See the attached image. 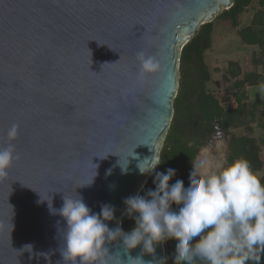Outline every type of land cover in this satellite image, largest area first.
Here are the masks:
<instances>
[{
    "label": "water",
    "instance_id": "1",
    "mask_svg": "<svg viewBox=\"0 0 264 264\" xmlns=\"http://www.w3.org/2000/svg\"><path fill=\"white\" fill-rule=\"evenodd\" d=\"M233 3L0 0V147L19 126L11 141L19 159L0 178V264H48L38 253L63 264L65 222L47 200L59 209L64 196L79 194L96 213L111 204L116 219L106 223L116 227L124 199L154 172L140 174L137 165L159 159L183 46ZM141 51L160 68L138 80ZM107 246L108 264H138V256L164 264L163 244L155 258L119 240Z\"/></svg>",
    "mask_w": 264,
    "mask_h": 264
},
{
    "label": "clouds",
    "instance_id": "2",
    "mask_svg": "<svg viewBox=\"0 0 264 264\" xmlns=\"http://www.w3.org/2000/svg\"><path fill=\"white\" fill-rule=\"evenodd\" d=\"M136 58L138 80L160 68L157 59L143 51ZM18 129L17 124H12L7 130L10 143L0 147V178L19 159L11 143L17 139ZM161 163L155 159L146 167H141V162L137 167L140 174H149ZM202 165L203 162L193 167L188 187L182 179L170 184L176 170L168 168L166 172L155 171L154 190L125 198L123 215L135 221L129 232L124 231L120 220L115 228L106 223L116 219V209L111 204H102L96 213L79 194L64 196L59 209L53 208L51 201L42 199L65 222L59 248L63 264H108L107 245L117 240L122 241L127 251L141 246L142 254H152L154 258L158 245L175 240L174 264H194L196 259L206 264H259V253L264 252V182L244 158L214 170L198 171ZM120 166L127 173L128 164L120 163ZM92 182L93 179L85 185ZM24 249L31 252L33 245L26 244ZM37 255L44 256L51 264L50 253ZM134 259L138 264H152L141 256Z\"/></svg>",
    "mask_w": 264,
    "mask_h": 264
},
{
    "label": "trees",
    "instance_id": "3",
    "mask_svg": "<svg viewBox=\"0 0 264 264\" xmlns=\"http://www.w3.org/2000/svg\"><path fill=\"white\" fill-rule=\"evenodd\" d=\"M252 1L234 0L233 5L223 10L219 18H228L234 26H237L238 16ZM255 3V10L249 23L237 29V35L243 43L256 46L250 55L253 69H241L236 61L231 60L227 62L225 68L230 79L226 88L232 91L233 105H221L214 94L206 88L210 74L203 58L205 47H202V43L205 40L207 43L210 42L213 21L201 24L198 33L183 46L178 64V89L173 99L174 114L164 141V149L170 146L185 151L186 148L182 142H187L186 138L201 136L214 119H218L225 130L245 127L251 132L254 121L264 126V108L259 107L256 99L250 98L247 92L248 87L264 84V0H255ZM188 76L191 80L188 85L186 84V89L191 90V111L187 120H181L180 124L176 105L184 89L183 81ZM255 113H258L255 118L249 117ZM232 139L234 144L241 148L237 156L246 159L252 169H261L262 160L259 153L261 148L264 149V133L258 136L232 135ZM260 178L264 182V175ZM120 221L124 231L131 230L135 224V221L127 215H123Z\"/></svg>",
    "mask_w": 264,
    "mask_h": 264
},
{
    "label": "rangeland",
    "instance_id": "4",
    "mask_svg": "<svg viewBox=\"0 0 264 264\" xmlns=\"http://www.w3.org/2000/svg\"><path fill=\"white\" fill-rule=\"evenodd\" d=\"M254 5H256L255 0H253L249 6L245 7L244 11L238 16L239 24L237 26H234L228 18H219V15L216 16L213 20L210 33V42L207 43L205 40L202 43V47H205L203 58L210 74V79L206 82V88L213 93L219 100L220 104L224 106H231L234 104L231 96L232 91L226 88V85L230 82L229 75L225 70L227 62L230 60L236 61L241 69H253V66L250 63V55L256 46L243 43L237 35V29L249 23L255 10ZM190 80V76L185 77V80L183 81L184 89L181 96L178 98V104L176 105L179 112L180 124L181 120H187L191 111V90L186 89V84L188 85ZM247 92L250 98L256 99L259 107L264 108V84L248 87ZM257 115L258 113H255L249 117L253 119ZM261 133H264V126H260L256 121L252 122L251 132L245 127L235 128L228 131V134L235 136H258ZM261 149L259 155L262 160V166L260 171L254 172L259 177L264 175V149ZM251 264H253V262H251Z\"/></svg>",
    "mask_w": 264,
    "mask_h": 264
},
{
    "label": "flooded vegetation",
    "instance_id": "5",
    "mask_svg": "<svg viewBox=\"0 0 264 264\" xmlns=\"http://www.w3.org/2000/svg\"><path fill=\"white\" fill-rule=\"evenodd\" d=\"M229 130H225L218 119H214L209 124L208 129H205L201 136L193 138H186L187 142H182L186 148L185 151H180L179 148L165 147L164 143L160 151L159 159L161 164L157 166L155 171L166 172L168 168L176 170V175L170 180V184L174 183L176 179H182L185 187L189 186V174L197 165L203 162L202 167L198 171H204L205 169H217L232 163L234 160L239 159L237 156L238 151H241L240 147L232 141V135L228 134ZM198 141V144H197ZM240 148V149H239ZM170 150V151H169ZM254 172L260 171V169H252ZM155 171L148 178L144 187L139 192L140 195H144L148 189H155L153 183L155 177ZM173 208H177L173 205ZM177 241L168 240L163 243L164 247V264H174L175 245ZM259 264H264V252L259 253ZM194 264H206V262L196 259ZM251 264V262H249Z\"/></svg>",
    "mask_w": 264,
    "mask_h": 264
}]
</instances>
